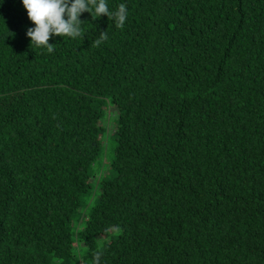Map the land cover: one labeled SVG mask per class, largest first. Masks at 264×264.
<instances>
[{"label": "trees", "instance_id": "16d2710c", "mask_svg": "<svg viewBox=\"0 0 264 264\" xmlns=\"http://www.w3.org/2000/svg\"><path fill=\"white\" fill-rule=\"evenodd\" d=\"M107 2L52 53L0 4V264H264V0Z\"/></svg>", "mask_w": 264, "mask_h": 264}, {"label": "clouds", "instance_id": "9594fccd", "mask_svg": "<svg viewBox=\"0 0 264 264\" xmlns=\"http://www.w3.org/2000/svg\"><path fill=\"white\" fill-rule=\"evenodd\" d=\"M29 19L34 22L27 29L35 48L54 52L50 37L63 36L73 39L81 36L83 21L81 15L87 11L93 18L107 15L114 21L115 27L123 28L128 19V6L120 3L115 11L111 10L107 0H21ZM3 0H0V4ZM106 38V33H101Z\"/></svg>", "mask_w": 264, "mask_h": 264}, {"label": "rangeland", "instance_id": "374dc122", "mask_svg": "<svg viewBox=\"0 0 264 264\" xmlns=\"http://www.w3.org/2000/svg\"><path fill=\"white\" fill-rule=\"evenodd\" d=\"M119 120V111L112 105L106 108V116L103 120V123L106 125V128L109 127L110 133L108 130L104 134L105 149L102 158L97 161L94 168V174L96 179H113L116 175L115 171L112 169V161L115 158V150L117 147V140L115 136V131L118 127ZM98 190L87 197V201L90 203L87 208H83L81 213L78 215L75 226L77 228H83L88 219L91 205L97 200ZM111 240V235L108 238H99V247L101 248L106 241ZM76 249L78 252V257L84 259L88 253L87 247L77 240Z\"/></svg>", "mask_w": 264, "mask_h": 264}]
</instances>
